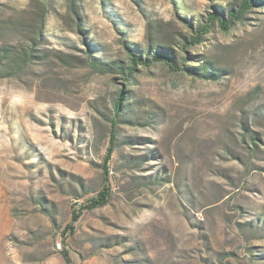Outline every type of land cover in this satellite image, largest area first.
<instances>
[{
    "label": "rangeland",
    "instance_id": "obj_1",
    "mask_svg": "<svg viewBox=\"0 0 264 264\" xmlns=\"http://www.w3.org/2000/svg\"><path fill=\"white\" fill-rule=\"evenodd\" d=\"M240 2L0 0V264H264V0L178 47Z\"/></svg>",
    "mask_w": 264,
    "mask_h": 264
},
{
    "label": "trees",
    "instance_id": "obj_2",
    "mask_svg": "<svg viewBox=\"0 0 264 264\" xmlns=\"http://www.w3.org/2000/svg\"><path fill=\"white\" fill-rule=\"evenodd\" d=\"M259 1L260 0H241V2L237 5L234 4V5L228 6L224 13H220L218 9H215V11L210 13L208 20L205 24L198 25L197 27H193V29H191L192 33H191V36L189 37V40H187V37H185L187 41H185V43L178 44L179 52H186L187 47L197 46L201 44V42L203 41L204 34L209 32V28L212 22L214 21H217L219 23V26L223 30L225 31L231 30V28L236 23L241 22L245 18L246 14L250 11V9L254 6V4L259 3ZM43 6L45 5L43 4ZM43 23L44 21H43V15H42V18L40 17V19H37L33 24V26L37 28V31H35V33L36 32L41 33ZM168 51H171V52H168ZM171 53H175L174 50H166V49L157 50L155 57L167 62L173 70L183 69L186 71H190L191 73L201 74V75L203 74L202 76H206L204 75L205 73L203 72V70L204 69L208 70V67L203 68L202 67L203 65L199 67L187 66L185 63H183V65L181 66ZM25 56L26 57L30 56V50L23 52L22 57L24 59H25ZM131 61H132V64L128 67L129 74H133V72L136 70L137 63L146 62L141 56V54H136L134 52H132ZM91 65L98 70H108V69H113L115 62L107 63V62L100 61L99 59H93V61H91ZM120 68H123V66H120ZM123 97H124V93L121 92V94L118 96L117 101L115 103V109L117 112H119L122 108L121 106H122ZM115 122L116 120H114V123ZM110 151H112V148H110ZM108 195H109V192L106 189H104L97 198L91 199V206H99V205L106 203ZM78 217L79 216L75 214V216L73 217L74 218L73 220L76 221Z\"/></svg>",
    "mask_w": 264,
    "mask_h": 264
}]
</instances>
